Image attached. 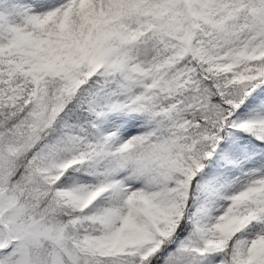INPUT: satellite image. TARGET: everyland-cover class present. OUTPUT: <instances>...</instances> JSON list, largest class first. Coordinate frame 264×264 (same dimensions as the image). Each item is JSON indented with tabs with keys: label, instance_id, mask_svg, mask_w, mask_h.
Listing matches in <instances>:
<instances>
[{
	"label": "snow or ice",
	"instance_id": "snow-or-ice-1",
	"mask_svg": "<svg viewBox=\"0 0 264 264\" xmlns=\"http://www.w3.org/2000/svg\"><path fill=\"white\" fill-rule=\"evenodd\" d=\"M0 264H264V0H0Z\"/></svg>",
	"mask_w": 264,
	"mask_h": 264
}]
</instances>
